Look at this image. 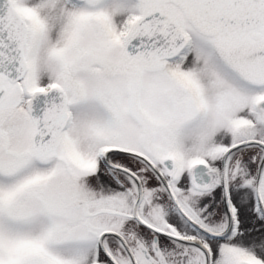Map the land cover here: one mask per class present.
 <instances>
[{"label":"snow or ice","instance_id":"snow-or-ice-1","mask_svg":"<svg viewBox=\"0 0 264 264\" xmlns=\"http://www.w3.org/2000/svg\"><path fill=\"white\" fill-rule=\"evenodd\" d=\"M0 264H264V0H0Z\"/></svg>","mask_w":264,"mask_h":264}]
</instances>
